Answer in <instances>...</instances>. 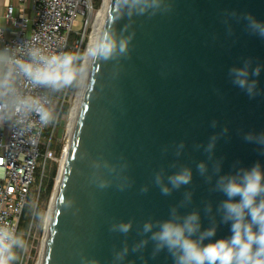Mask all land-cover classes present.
I'll use <instances>...</instances> for the list:
<instances>
[{
    "label": "water",
    "instance_id": "95a60500",
    "mask_svg": "<svg viewBox=\"0 0 264 264\" xmlns=\"http://www.w3.org/2000/svg\"><path fill=\"white\" fill-rule=\"evenodd\" d=\"M253 22L264 26V0H155L143 13L111 0L99 41L116 49L93 59L41 264H175L151 236L192 213V239L232 236L218 181L257 164L264 173V35ZM242 68L251 93L235 83ZM184 169L190 182L173 187ZM121 223L127 233L114 229Z\"/></svg>",
    "mask_w": 264,
    "mask_h": 264
},
{
    "label": "clouds",
    "instance_id": "9594fccd",
    "mask_svg": "<svg viewBox=\"0 0 264 264\" xmlns=\"http://www.w3.org/2000/svg\"><path fill=\"white\" fill-rule=\"evenodd\" d=\"M124 4L131 7H139L143 13L146 8L155 3V0H123ZM253 26L264 35V26L253 22ZM116 49V43L107 35L86 50L87 57L92 59H109ZM121 53L126 51L123 42L119 44ZM31 59L8 60L0 53V113L8 108L20 107L28 112H35L42 124H47L52 119V113L45 108L38 98L27 97L16 99L13 90L12 75L15 72L26 77L34 85L51 86L56 89L69 87L78 80L81 68L75 62L82 57L73 53L52 54L46 56L39 50L30 53ZM235 83L241 88L247 86L249 93L255 87V83L248 84L247 68L234 69ZM254 75L259 74L257 68ZM0 119L3 116L0 115ZM203 171V165L200 166ZM169 182L173 187L186 185L191 180V172L188 169L170 176ZM160 177H157L159 184ZM105 185L101 183L100 187ZM219 189L228 197L222 204L225 211L224 219L231 220L232 236L229 239H219L206 245L202 244L205 237L215 234L214 229L204 232L199 240L192 239V235L199 230V217L196 213L187 215L183 222L177 219H169L158 222V231L153 232L151 239L156 242L157 250L167 248L172 254L175 264H264V199H258L264 194V173L259 164L250 171H244L237 177H221L218 181ZM162 192L168 194L169 189L163 187ZM239 197V200H235ZM175 215V213H173ZM250 217V219H249ZM130 223L115 225L122 233H127ZM153 224L146 223L144 232H149ZM254 228L256 229L254 231ZM146 243V242H142ZM23 247L24 242L15 237L7 228L0 227V264H10L17 259L13 248ZM94 264V262H91Z\"/></svg>",
    "mask_w": 264,
    "mask_h": 264
},
{
    "label": "built area",
    "instance_id": "2783aa9c",
    "mask_svg": "<svg viewBox=\"0 0 264 264\" xmlns=\"http://www.w3.org/2000/svg\"><path fill=\"white\" fill-rule=\"evenodd\" d=\"M17 1L22 6L17 18L15 5L11 2L5 4L6 20L15 26L13 35L4 44L6 59L29 61L30 53L34 50H39L46 56L68 53L70 38L74 33L79 34V39L72 47L73 54L82 57L83 45L87 43L88 48L91 40L92 23L97 12L94 0ZM28 1L31 2L30 16L25 13ZM79 17L83 18L80 33L74 30L79 24ZM81 59L75 62L77 67ZM12 81L17 100L34 97L50 111L54 101L56 107V119L48 134L49 123L42 124L34 111L28 112L22 107L17 111L13 107L0 113L3 116L0 119V227L7 228L17 237L25 211L36 196L31 226L33 224L48 161L58 160L52 144L56 127L66 113L64 109L69 105L73 91L71 86L56 89L34 85L19 72L13 73ZM67 146H64L60 156V168ZM31 228L20 264L25 260Z\"/></svg>",
    "mask_w": 264,
    "mask_h": 264
},
{
    "label": "rangeland",
    "instance_id": "374dc122",
    "mask_svg": "<svg viewBox=\"0 0 264 264\" xmlns=\"http://www.w3.org/2000/svg\"><path fill=\"white\" fill-rule=\"evenodd\" d=\"M102 3H103V0H94V8L96 9L97 12L95 14V17H94V20L92 23V30H93L96 18L98 17L99 11L101 9ZM78 21H79V24L74 28V30H75V32L80 33V31L82 30L81 22L83 21V18L79 17ZM78 39H79V34L74 33L71 35L68 53H73L72 47ZM89 44H90V42H89ZM86 50H87V43L83 45V55H82V59L79 62V66H78L81 68V72H82L83 65H84V60H85V56H86L84 54L86 53ZM81 72H80V75L78 76L77 85H76L75 89L73 90L72 96L69 99L68 110L66 111L64 116L60 119L59 124L56 127V135L54 138V143L52 144V149L55 152H57L59 145H60L61 146V153L58 157V160H56V159L51 160V161H48V163H47V170H46V175H45V179L43 182V187L45 185L46 179L52 174V172L54 171V169L57 166L56 171H55V175L53 176V179H52V190L49 194L42 193V196L40 197L38 204H37V211H36L35 219L33 221L32 226H31V223L33 220V214H34L35 205L37 202L36 196L34 197V199H32L33 201L32 200L30 201V204H29L30 211H29V213H27L25 215L24 220H23L22 224L20 225L19 234H18L17 238H19L20 240H22L24 242V246H25V242H26L27 236H28L29 231H30V227H32L31 232H30L31 235L29 237V243H28L27 248H26V256H25V260L23 261V264H38L41 260L43 242H44V237H45V233H46V225H47L46 223L48 220L50 207L52 205V201L54 198L55 185H56L58 175H59V172L61 169L59 160H60V156L62 154V150H63L64 146L68 145L69 139L71 138L68 135V126H69V122H70L71 112H72V109L75 105V101H76L77 96H78ZM73 85L71 86V88H74ZM55 110H56V107H55V101H54L53 105L51 107L52 119L49 122V128H48L46 134H48L50 132V130L52 129V127L54 125V122L56 119V111ZM24 246L23 247L16 246L13 248V252L16 254L17 259H15L14 261H11L10 264H20L22 254L24 251Z\"/></svg>",
    "mask_w": 264,
    "mask_h": 264
},
{
    "label": "bare ground",
    "instance_id": "6f19581e",
    "mask_svg": "<svg viewBox=\"0 0 264 264\" xmlns=\"http://www.w3.org/2000/svg\"><path fill=\"white\" fill-rule=\"evenodd\" d=\"M111 0H103L101 9L99 11L98 17L96 18V21L94 23V27L91 33V40H90V44L88 46H94L96 43L99 42L101 33H102V29L106 20V16H107V12H108V8L110 6ZM87 48V49H88ZM93 59L91 57H87L85 56V60H84V65H83V69L81 72V76H80V85H79V90H78V96L77 99L75 101V105L72 109L71 112V116H70V122H69V126H68V135L69 137L72 136L73 131H74V127L76 124V120L78 117V113H79V109H80V105L83 99V95L85 92V88H86V84H87V79H88V75H89V71L92 65ZM64 163V159L62 161V166ZM62 166L58 175V179L61 175V171H62ZM53 204H54V198L52 201V205L50 207V211H49V215H48V220H47V225H46V230L48 229L49 223H50V219H51V215H52V210H53ZM42 255V254H41ZM41 261L38 264H41Z\"/></svg>",
    "mask_w": 264,
    "mask_h": 264
},
{
    "label": "crops",
    "instance_id": "0c3cea01",
    "mask_svg": "<svg viewBox=\"0 0 264 264\" xmlns=\"http://www.w3.org/2000/svg\"><path fill=\"white\" fill-rule=\"evenodd\" d=\"M7 2H11L15 5V17L17 18L18 15L21 14V4L18 3L17 0H2L0 2V53L4 54L3 48L5 42L11 38L15 31V26L13 23H9L6 20V8L5 4ZM30 6L31 2L28 1L25 6V13L30 16L31 11H30ZM5 55V54H4Z\"/></svg>",
    "mask_w": 264,
    "mask_h": 264
},
{
    "label": "trees",
    "instance_id": "16d2710c",
    "mask_svg": "<svg viewBox=\"0 0 264 264\" xmlns=\"http://www.w3.org/2000/svg\"><path fill=\"white\" fill-rule=\"evenodd\" d=\"M76 85H77V81L73 85L74 88H71L72 91L75 89ZM68 107H69V105L65 106V109H64L65 112L68 110ZM55 153H56V157H59V155L61 153V146L60 145H59L57 152H55ZM56 168H57V166H56ZM56 168L54 169L52 174L46 179L45 185L42 188L41 196H42V193L49 194L51 192V190H52V179H53V176L55 175ZM29 211H30V207L28 206L26 211H25L24 217L27 213H29ZM24 217L22 219V222L24 220ZM22 222H21V224H22Z\"/></svg>",
    "mask_w": 264,
    "mask_h": 264
}]
</instances>
